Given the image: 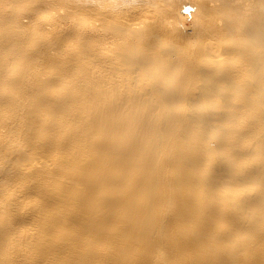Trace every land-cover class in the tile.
Wrapping results in <instances>:
<instances>
[{"label":"bare ground","instance_id":"6f19581e","mask_svg":"<svg viewBox=\"0 0 264 264\" xmlns=\"http://www.w3.org/2000/svg\"><path fill=\"white\" fill-rule=\"evenodd\" d=\"M0 264H264V0H0Z\"/></svg>","mask_w":264,"mask_h":264},{"label":"rangeland","instance_id":"374dc122","mask_svg":"<svg viewBox=\"0 0 264 264\" xmlns=\"http://www.w3.org/2000/svg\"><path fill=\"white\" fill-rule=\"evenodd\" d=\"M188 23V22H187Z\"/></svg>","mask_w":264,"mask_h":264}]
</instances>
